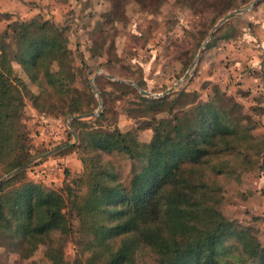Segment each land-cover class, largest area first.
<instances>
[{
	"label": "trees",
	"instance_id": "16d2710c",
	"mask_svg": "<svg viewBox=\"0 0 264 264\" xmlns=\"http://www.w3.org/2000/svg\"><path fill=\"white\" fill-rule=\"evenodd\" d=\"M137 1L148 12L158 3ZM250 1L187 0L196 13L208 14L190 59L224 14ZM223 25L214 35L227 39L226 31L216 33ZM64 30L54 26L46 33L32 18L8 23L0 35V179L32 160L23 120L28 87L10 57L31 69L37 92L29 98L38 114L64 120L98 105L88 78L84 93L65 75L70 63L65 71L54 67L66 56ZM101 77L121 91L119 100L137 93L150 139L102 124V111L72 119L78 140L64 147L82 163L77 177L56 189L27 178L26 168L0 184V238L10 239L8 251L29 259L44 245L43 264H264V245L220 208L226 183L244 169H264V133H254L242 105L223 93L217 100H197L183 90L174 95L175 89L148 97L134 85ZM69 241L75 245L71 259Z\"/></svg>",
	"mask_w": 264,
	"mask_h": 264
},
{
	"label": "rangeland",
	"instance_id": "374dc122",
	"mask_svg": "<svg viewBox=\"0 0 264 264\" xmlns=\"http://www.w3.org/2000/svg\"><path fill=\"white\" fill-rule=\"evenodd\" d=\"M186 1L158 0L148 12L137 0H0V35L8 23L32 18L46 33L54 26L64 28L66 56L54 67L65 71L70 63L72 72L65 75L74 78L73 86L84 93L88 78L98 101L94 111L99 109V101L103 102L94 88L99 94L104 93L109 104L108 110L102 104L107 121L100 122L115 124L121 130L131 129L141 141L150 139L152 129L142 122L144 112L138 111L141 106L137 93L130 91L119 100L121 91L101 76L130 80L137 90L161 94L187 72L174 95L179 96L178 91L183 90L197 100H217L223 93L242 105L241 116L255 123L256 135L264 133V0L255 4L251 0L238 8L247 10L224 22L225 27L216 32L226 31L229 38L208 34L192 60L200 22L207 21L208 14L204 10L201 15L196 13ZM92 51L96 55L91 56ZM10 60L28 87L24 93L23 120L32 163L27 178L61 189L83 169L77 153L64 147L66 141L74 143L73 135L67 133L69 117L58 120L38 114L29 98L31 92H37L29 80L30 67L21 58ZM83 65L87 67L82 74ZM90 118L94 117L86 119ZM37 171L43 173L38 175ZM220 208L227 218L235 219L264 245V169H244L239 179L226 183ZM10 243L9 238H0V264H43L44 245H39L31 258L20 259L18 254L8 251ZM65 250L71 259L74 243L69 241Z\"/></svg>",
	"mask_w": 264,
	"mask_h": 264
},
{
	"label": "water",
	"instance_id": "95a60500",
	"mask_svg": "<svg viewBox=\"0 0 264 264\" xmlns=\"http://www.w3.org/2000/svg\"><path fill=\"white\" fill-rule=\"evenodd\" d=\"M260 0H254L252 4H255L256 2H258ZM247 9H243V10H240V9H237V10H234V11H231L229 13H227L223 18H221L219 20V22L214 26V28L210 31L209 33V37H212L214 35V32L224 23L226 22L227 20H229L230 18L236 16L238 13L242 12V11H245ZM204 46V45H203ZM203 46L202 48L200 49L198 55H197V58L196 59H199L200 57V54H201V51L203 49ZM195 64V61L190 65V68H192ZM187 72L184 74V76L182 77L181 80H179L177 83H175L174 85H172L170 88L166 89L164 92H162L161 94H151L143 89H140V93L145 95V96H148V97H161V96H164L170 92H172L179 84L180 82L186 78L187 76ZM108 78L112 79V80H115V81H121V82H125V83H129L131 85H134L136 86L132 81L130 80H123V79H118L112 75H106ZM94 91L95 93L97 94V97L98 99H100V94H99V91L94 88ZM99 109L97 111H94V112H91V113H87V114H76V115H72V116H69V121H68V126L70 128V131H71V134L73 135V138H74V142H76L78 140L77 138V134L76 132L72 129L71 125H70V121L72 119H86L88 117H95L97 115H99L101 113V108H102V102L99 101ZM32 163V160L28 161L27 163L23 164L22 166L12 170L11 172L7 173L6 175H4L1 179H0V184L5 181L6 179H8L9 177L13 176L14 174H16L17 172L23 170V169H26L28 168V166Z\"/></svg>",
	"mask_w": 264,
	"mask_h": 264
},
{
	"label": "built area",
	"instance_id": "2783aa9c",
	"mask_svg": "<svg viewBox=\"0 0 264 264\" xmlns=\"http://www.w3.org/2000/svg\"><path fill=\"white\" fill-rule=\"evenodd\" d=\"M42 173H43L42 171H39V172L37 171V174H38V175H40V174H42Z\"/></svg>",
	"mask_w": 264,
	"mask_h": 264
}]
</instances>
